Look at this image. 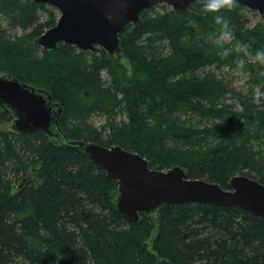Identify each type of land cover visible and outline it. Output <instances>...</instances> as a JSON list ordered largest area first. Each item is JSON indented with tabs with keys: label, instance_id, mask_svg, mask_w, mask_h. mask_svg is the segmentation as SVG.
I'll return each mask as SVG.
<instances>
[{
	"label": "trees",
	"instance_id": "trees-1",
	"mask_svg": "<svg viewBox=\"0 0 264 264\" xmlns=\"http://www.w3.org/2000/svg\"><path fill=\"white\" fill-rule=\"evenodd\" d=\"M204 6L143 10L120 34L124 54L111 56L44 49L34 40L57 23V8L0 0V74L50 91L70 139L120 144L152 168L181 165L223 187L245 169L264 183V20L249 24L235 0L219 13ZM233 71L247 74V90L225 79ZM11 119L0 107V122ZM117 193V180L79 150L0 131V264H264V219L247 209L164 204L134 223L115 207Z\"/></svg>",
	"mask_w": 264,
	"mask_h": 264
},
{
	"label": "water",
	"instance_id": "water-1",
	"mask_svg": "<svg viewBox=\"0 0 264 264\" xmlns=\"http://www.w3.org/2000/svg\"><path fill=\"white\" fill-rule=\"evenodd\" d=\"M60 12L57 23L35 42L45 49L59 43L79 49H105L121 55L120 34L130 23L141 24L143 10L167 4L176 12H189L191 5L206 0H34ZM257 11L264 20V0H235ZM0 107L14 117V132H42L61 147L77 149L118 182L114 204L127 219L139 222L141 213L157 216L164 204L205 202L218 206H239L264 219V183L236 174L228 187L202 178H191L187 168H152L149 159L120 144L110 147L86 140L70 139L61 128L63 108L50 91L31 85L11 73L0 74Z\"/></svg>",
	"mask_w": 264,
	"mask_h": 264
},
{
	"label": "rangeland",
	"instance_id": "rangeland-1",
	"mask_svg": "<svg viewBox=\"0 0 264 264\" xmlns=\"http://www.w3.org/2000/svg\"><path fill=\"white\" fill-rule=\"evenodd\" d=\"M171 7V6H170ZM172 8V7H171ZM248 8V7H247ZM249 11L247 10V14L249 16V19H250V23L249 24H255L257 23L258 21H260L262 19L261 15L257 12V11H254V10H251L250 8H248ZM60 16V12L58 11V18ZM45 17L43 16L41 18V21L44 20ZM13 32L17 35H21V34H24L25 33V30H23L22 28H17L15 30H13ZM124 63L129 67V64H128V61L127 60H124ZM225 70V69H224ZM217 71L218 72V75L219 77H221L223 74L221 72H224L226 73L228 70L226 71ZM224 76V75H223ZM225 79L228 81V82H232V85L234 88H236L237 90L241 89V90H247L248 87H249V84L247 83V74H244L241 72H238V71H233L232 72V76L231 75H225ZM105 117L104 116H95L94 118V121L97 123V124H100L104 121ZM12 124H13V119L11 120H4L3 122H0V131H14L13 130V127H12ZM30 171V175L31 177H34V173H32V171L34 172L33 168H30L28 170V172ZM248 170L245 169L243 170V172H239V174H245V175H248L247 174ZM28 174V173H27ZM253 175V174H252ZM28 176V175H27ZM251 177V176H250ZM254 178V177H252ZM257 179V178H256ZM23 182V179H18L17 183H16V186H15V190L16 188Z\"/></svg>",
	"mask_w": 264,
	"mask_h": 264
},
{
	"label": "clouds",
	"instance_id": "clouds-1",
	"mask_svg": "<svg viewBox=\"0 0 264 264\" xmlns=\"http://www.w3.org/2000/svg\"><path fill=\"white\" fill-rule=\"evenodd\" d=\"M234 3V0H206L204 10L208 12H214L219 13L220 9L224 7H232ZM215 22L222 26V36L226 35L229 29V24L225 17L221 14H217L214 17ZM239 47V46H238ZM256 59L260 61L261 63H264V49H260L256 52ZM240 65H243V62H240ZM257 97H259L261 94L256 93ZM231 103L232 101H228Z\"/></svg>",
	"mask_w": 264,
	"mask_h": 264
},
{
	"label": "bare ground",
	"instance_id": "bare-ground-1",
	"mask_svg": "<svg viewBox=\"0 0 264 264\" xmlns=\"http://www.w3.org/2000/svg\"><path fill=\"white\" fill-rule=\"evenodd\" d=\"M34 1V0H33ZM35 2V1H34ZM37 3V2H36ZM245 6V5H244ZM247 7V6H246ZM142 21H143V19H142ZM39 37V36H38ZM36 39V38H35ZM34 43H36L35 42V40H34ZM61 43H63V42H61ZM37 44V43H36ZM60 44V43H59ZM39 45V44H38ZM59 46V45H58ZM77 47V46H76ZM45 49V48H44ZM54 49V48H53ZM46 50H48V49H46ZM102 50V49H101ZM101 50H99V51H101ZM114 56H120V55H114ZM37 87V86H36ZM62 106V105H61ZM62 108H63V106H62ZM63 113H64V109H63ZM62 117V116H61ZM61 120V119H60ZM13 122H14V117H13ZM60 126H61V124H60ZM62 128V127H61ZM20 133V132H19ZM27 133H37V132H26V133H23V134H27ZM39 133H42V132H39ZM44 134V133H43ZM45 135V134H44ZM256 179V178H255ZM116 207V206H115ZM160 209V208H159ZM118 210V209H117ZM145 213H147V212H145ZM142 214V213H141ZM149 215H151L150 213H148ZM125 217V216H124ZM261 217V216H260ZM126 218V217H125ZM127 219V218H126ZM129 220V219H128ZM129 221H131V220H129ZM139 221H141V218H140V220ZM131 222H134V221H131ZM134 223H138V222H134Z\"/></svg>",
	"mask_w": 264,
	"mask_h": 264
}]
</instances>
